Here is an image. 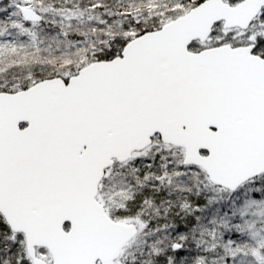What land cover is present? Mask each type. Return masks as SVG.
I'll return each mask as SVG.
<instances>
[{
    "label": "snow or ice",
    "instance_id": "6c2138e0",
    "mask_svg": "<svg viewBox=\"0 0 264 264\" xmlns=\"http://www.w3.org/2000/svg\"><path fill=\"white\" fill-rule=\"evenodd\" d=\"M0 264H264V0L0 5Z\"/></svg>",
    "mask_w": 264,
    "mask_h": 264
},
{
    "label": "trees",
    "instance_id": "16d2710c",
    "mask_svg": "<svg viewBox=\"0 0 264 264\" xmlns=\"http://www.w3.org/2000/svg\"><path fill=\"white\" fill-rule=\"evenodd\" d=\"M9 2H10V0H9ZM4 3H5L4 1L0 0V5H2V4H4Z\"/></svg>",
    "mask_w": 264,
    "mask_h": 264
},
{
    "label": "rangeland",
    "instance_id": "374dc122",
    "mask_svg": "<svg viewBox=\"0 0 264 264\" xmlns=\"http://www.w3.org/2000/svg\"><path fill=\"white\" fill-rule=\"evenodd\" d=\"M2 1H4L5 3H8L9 2V0H2Z\"/></svg>",
    "mask_w": 264,
    "mask_h": 264
}]
</instances>
